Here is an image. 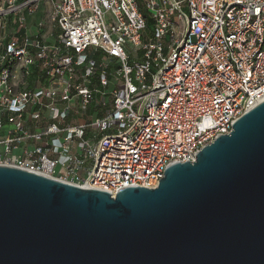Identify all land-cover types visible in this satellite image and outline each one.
<instances>
[{"label":"built area","instance_id":"built-area-1","mask_svg":"<svg viewBox=\"0 0 264 264\" xmlns=\"http://www.w3.org/2000/svg\"><path fill=\"white\" fill-rule=\"evenodd\" d=\"M262 101L264 0H0L1 166L155 188Z\"/></svg>","mask_w":264,"mask_h":264},{"label":"water","instance_id":"water-1","mask_svg":"<svg viewBox=\"0 0 264 264\" xmlns=\"http://www.w3.org/2000/svg\"><path fill=\"white\" fill-rule=\"evenodd\" d=\"M0 264H264V101L155 188L0 165Z\"/></svg>","mask_w":264,"mask_h":264},{"label":"rangeland","instance_id":"rangeland-1","mask_svg":"<svg viewBox=\"0 0 264 264\" xmlns=\"http://www.w3.org/2000/svg\"><path fill=\"white\" fill-rule=\"evenodd\" d=\"M46 8H47V11L49 12L50 11V9H51V7L50 6H46ZM38 15H39V17L37 18V19H35L36 18V16L33 18V20L31 19L30 21H28V26H30V25H32V24H35L37 21H38V19H40L41 18V14L40 13H38ZM56 33L54 32V35H55ZM99 56V55H98ZM68 122H72V120H71V118L69 117V119L67 120ZM87 137V136H86Z\"/></svg>","mask_w":264,"mask_h":264},{"label":"crops","instance_id":"crops-1","mask_svg":"<svg viewBox=\"0 0 264 264\" xmlns=\"http://www.w3.org/2000/svg\"><path fill=\"white\" fill-rule=\"evenodd\" d=\"M46 11H47V8L46 7H44V12L42 13V11H39V12H37L36 14H34L32 17H29L28 18V21H30L31 19L33 20V18L36 16V18L35 19H37L38 17H39V15H38V13H40L42 16H41V18L40 19H38V20H41V19H43V17L45 16V13H46Z\"/></svg>","mask_w":264,"mask_h":264}]
</instances>
